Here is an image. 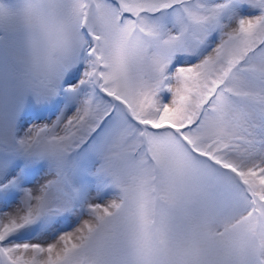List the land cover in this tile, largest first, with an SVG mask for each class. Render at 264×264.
<instances>
[{"label": "snow or ice", "instance_id": "1", "mask_svg": "<svg viewBox=\"0 0 264 264\" xmlns=\"http://www.w3.org/2000/svg\"><path fill=\"white\" fill-rule=\"evenodd\" d=\"M0 264H264V0H0Z\"/></svg>", "mask_w": 264, "mask_h": 264}]
</instances>
